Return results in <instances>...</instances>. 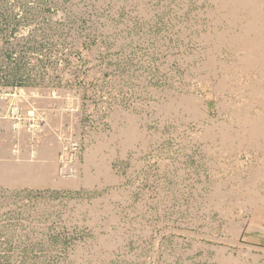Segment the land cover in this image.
Returning <instances> with one entry per match:
<instances>
[{"label": "rangeland", "instance_id": "obj_1", "mask_svg": "<svg viewBox=\"0 0 264 264\" xmlns=\"http://www.w3.org/2000/svg\"><path fill=\"white\" fill-rule=\"evenodd\" d=\"M231 1L0 0V264H264Z\"/></svg>", "mask_w": 264, "mask_h": 264}, {"label": "bare ground", "instance_id": "obj_2", "mask_svg": "<svg viewBox=\"0 0 264 264\" xmlns=\"http://www.w3.org/2000/svg\"><path fill=\"white\" fill-rule=\"evenodd\" d=\"M228 1H230V0H228ZM232 2V5H233V7L236 9V10H238L239 12L241 11V12H243V13H245V15H246V17H245V21H246V23H244L245 25H244V27H245V29H242L243 31V33H241V38H240V43H239V45H245L246 46V49H247V51H245V53L243 54V57H241L242 58V63H243V65L246 67V69H255V68H261V69H263L264 70V49H263V47L261 48V46H264V27H262V26H260V25H258L259 23H256V22H252V20H250V18L251 19H253V18H256V17H258L259 18V16H260V14H262L263 15V13H264V0H232L231 1ZM219 3V2H218ZM218 6V5H217ZM226 6V5H225ZM227 7V6H226ZM262 11V12H261ZM231 12H233V11H231ZM236 12V11H235ZM229 14H230V12H229ZM228 17L230 16V15H227ZM231 16H234V17H236L235 15H231ZM231 16L229 17V18H231ZM242 17V16H241ZM226 18V17H225ZM243 18V17H242ZM232 19H234L233 17H232ZM257 19V18H256ZM254 21V20H253ZM229 22V21H228ZM227 22V23H228ZM230 23V22H229ZM234 23V22H233ZM232 23V24H233ZM241 24V23H240ZM234 28V27H233ZM237 42V41H236ZM238 43V42H237ZM236 45V44H235ZM258 54L259 56L258 57H254L253 55L254 54ZM208 64V63H207ZM228 78V77H227ZM221 80H222V78H221ZM226 80V79H225ZM223 81V80H222ZM229 82V81H228ZM227 82V83H228ZM258 84H256L257 86H251V87H249L248 85H245L244 87H245V89L243 88V91H246V92H248V93H250V90L252 89V88H254L255 90H256V93H258V95L260 96V97H263L264 96V82H263V80H260L259 82H257ZM223 85V84H222ZM225 86H227L226 84H225ZM225 86H224V88H225ZM222 88V87H221ZM250 88V90H247V89H249ZM212 89V88H211ZM10 101V100H9ZM231 101V100H230ZM190 102V101H189ZM25 104V103H24ZM226 104V103H225ZM245 104V103H244ZM239 105V104H238ZM6 106V105H5ZM28 106V105H27ZM26 106V107H27ZM194 106V105H193ZM246 106V105H245ZM250 106V105H249ZM14 107V106H13ZM251 107V106H250ZM262 107H264V106H262ZM17 108V107H16ZM24 108H25V105H24ZM29 108V107H28ZM28 108H26V109H28ZM8 109V108H7ZM180 109V108H179ZM14 110V112L17 110V109H13ZM28 110H30L31 111V109L29 108ZM33 110V109H32ZM239 110V109H238ZM25 111V110H24ZM27 111V110H26ZM35 111V110H34ZM242 111H244V110H242ZM5 112H7V111H5ZM10 112V111H9ZM14 112H13V114H14ZM28 112V111H27ZM26 112V113H27ZM33 112V111H32ZM32 112H28L29 113V115L28 116H30L31 115V113ZM239 112V111H238ZM261 112V111H260ZM263 112H264V108H263ZM25 113V112H24ZM27 113V114H28ZM35 113V112H34ZM247 113V112H246ZM262 113V112H261ZM6 114H8V113H6ZM12 114V115H13ZM33 114V113H32ZM244 114V113H243ZM241 115V116H238L237 115V113H236V115L238 116H236L235 118H236V120H238V125L240 126H238L237 124V126L239 127V131H237L236 132V135H235V137L239 140V143L238 144H236V145H246L247 146V144L249 143H252L254 140H259L260 138L264 141V113H262L261 115L259 114V117L257 116H255L256 118H253V116L252 117H250V116H248V115H246V114H244V115ZM39 115V114H38ZM37 115V116H38ZM34 116V115H33ZM32 117V116H31ZM30 117V118H31ZM234 118V119H235ZM29 119V118H28ZM232 119V118H231ZM32 120V119H31ZM228 121V120H227ZM219 122V121H218ZM231 122V121H230ZM36 123V122H35ZM231 123H233V121L231 122ZM235 125V126H236ZM12 127V126H11ZM228 127H230V126H228ZM127 128V127H126ZM211 128V127H210ZM32 129V128H31ZM227 130V129H226ZM236 130H238V129H236ZM131 131V130H130ZM222 131V130H221ZM235 131V130H234ZM131 132H133V131H131ZM222 132H224V131H222ZM128 133V132H127ZM231 132L229 131V133L228 134H226V136H225V134H222V135H224L225 137L224 138H222L223 140H228L229 138L231 139H234L233 137H232V135L230 134ZM212 134V133H211ZM222 135H220L221 137H222ZM37 136V135H36ZM127 139V138H126ZM221 139V140H222ZM229 139V140H230ZM231 139V140H232ZM236 139V140H237ZM128 140V139H127ZM208 140V139H207ZM222 140V141H223ZM230 140V141H231ZM221 141V142H222ZM224 142V141H223ZM233 142V141H232ZM256 142H259V141H256ZM228 144H229V142H227ZM254 143V142H253ZM263 144L262 145H260L258 148L260 149V150H262V149H264V147H263V145H264V142H262ZM223 144V143H222ZM257 144V143H256ZM261 144V143H260ZM220 145V144H219ZM224 146H225V142H224ZM235 146V145H234ZM230 147V146H229ZM92 158V157H91ZM93 159V158H92ZM262 166V165H261ZM34 171H32V173L34 174V176L35 177H38V175H43V173H42V171L40 170V168H37V165H35V163L32 165V167H31ZM260 167H258V169H259ZM262 168V167H261ZM260 168V169H261ZM251 170V169H250ZM257 170V169H256ZM264 170V169H263ZM254 170H252V172H253ZM251 172V173H252ZM256 172H258V171H255V173H254V175H256ZM45 173V172H44ZM260 173V175H259V181H262L263 183H264V171H262V172H259ZM52 174V173H51ZM55 174V173H54ZM44 175H46V174H44ZM256 176H258V174L256 175ZM256 176H255V178H254V180L256 181L257 180V178H256ZM34 178V177H33ZM36 180H38V181H40L41 182V179L40 178H37ZM253 180V181H254ZM37 181V182H38ZM241 181V180H240ZM255 184V183H254ZM257 190V189H256ZM235 192H236V190H234ZM240 191H241V189H240ZM248 191V190H247ZM245 192H246V189H245ZM251 192V191H250ZM254 193V192H253ZM237 194H238V192H237ZM258 195H259V193H257ZM239 195L241 196V194L239 193ZM253 195V194H252ZM263 195V194H262ZM248 196H249V194H248ZM255 196V195H254ZM256 197V196H255ZM258 197V196H257ZM251 198V197H250ZM262 198V197H261ZM235 200V199H234ZM252 201V203L251 204H254V203H259V200L258 199H251ZM250 201V200H249ZM248 201V202H249ZM261 201H264V197H263V199H261ZM219 202V201H218ZM235 202V201H234ZM236 202H237V200H236ZM246 203V202H245ZM232 204V203H231ZM243 204V203H242ZM250 204V205H251ZM244 206V205H243ZM220 207V206H219ZM226 208V207H225ZM230 208V207H229ZM229 208H228V210H229ZM238 208V207H237ZM221 211V210H220ZM224 211V210H223ZM256 212H255V214H253V217L254 218H252V219H257L258 221H261V222H263L264 221V211H262V210H255ZM219 212V211H218ZM221 252V251H220ZM245 255V254H244ZM225 260H227V259H225ZM228 264V263H227Z\"/></svg>", "mask_w": 264, "mask_h": 264}]
</instances>
